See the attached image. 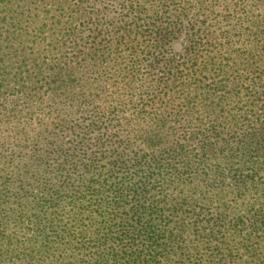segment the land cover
Returning <instances> with one entry per match:
<instances>
[{
  "label": "trees",
  "instance_id": "obj_1",
  "mask_svg": "<svg viewBox=\"0 0 264 264\" xmlns=\"http://www.w3.org/2000/svg\"><path fill=\"white\" fill-rule=\"evenodd\" d=\"M0 264H264V0H0Z\"/></svg>",
  "mask_w": 264,
  "mask_h": 264
}]
</instances>
